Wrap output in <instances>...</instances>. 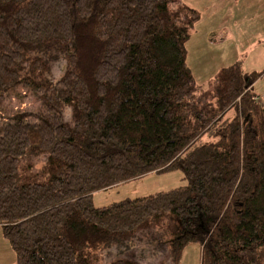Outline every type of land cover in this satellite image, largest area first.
I'll list each match as a JSON object with an SVG mask.
<instances>
[{"label": "trees", "instance_id": "obj_1", "mask_svg": "<svg viewBox=\"0 0 264 264\" xmlns=\"http://www.w3.org/2000/svg\"><path fill=\"white\" fill-rule=\"evenodd\" d=\"M200 18L182 0H0V226L15 264H179L191 242L201 264H264L261 73L233 62L197 81ZM17 89L37 111L5 113ZM176 168L184 185L92 203Z\"/></svg>", "mask_w": 264, "mask_h": 264}, {"label": "rangeland", "instance_id": "obj_2", "mask_svg": "<svg viewBox=\"0 0 264 264\" xmlns=\"http://www.w3.org/2000/svg\"><path fill=\"white\" fill-rule=\"evenodd\" d=\"M200 11V20L187 44V62L197 81L202 82L223 66L239 62L246 71H257L260 77L254 91L264 94V0H182ZM213 27L227 28L217 34L216 42H204V32ZM63 66L58 65L56 76ZM5 113L35 112L39 102L22 89L6 99ZM181 169L153 172L92 196L94 206H104L124 198H134L167 191L184 185ZM106 252L104 258H112ZM16 253L0 226V264H15ZM179 264H201V245L191 242L181 250Z\"/></svg>", "mask_w": 264, "mask_h": 264}, {"label": "crops", "instance_id": "obj_3", "mask_svg": "<svg viewBox=\"0 0 264 264\" xmlns=\"http://www.w3.org/2000/svg\"><path fill=\"white\" fill-rule=\"evenodd\" d=\"M189 6V5H188ZM190 7H192V8H195V9H197L196 7H194V6H190ZM198 10V9H197ZM200 12V11H199ZM199 22V21H198ZM197 22V23H198ZM197 23H196V25H197ZM196 27V26H195ZM194 30H195V28H194ZM194 30H193V32H194ZM221 30H227V28L225 29V28H222V27H213L212 29H208L207 31H205L204 32V42H216V37H217V34L219 33V31H221ZM193 37V33H192V36H191V38ZM193 71V70H192ZM244 71H246V70H244ZM254 71V70H253ZM216 72V71H215ZM214 72V73H215ZM194 73V72H193ZM213 73V74H214ZM212 74V75H213ZM212 75H210L209 77H211ZM208 77V78H209Z\"/></svg>", "mask_w": 264, "mask_h": 264}]
</instances>
